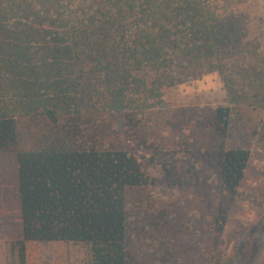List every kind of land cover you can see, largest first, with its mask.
<instances>
[{
    "label": "trees",
    "instance_id": "obj_1",
    "mask_svg": "<svg viewBox=\"0 0 264 264\" xmlns=\"http://www.w3.org/2000/svg\"><path fill=\"white\" fill-rule=\"evenodd\" d=\"M247 2L0 0V154L16 157L21 232L0 239V264L256 263L261 229L249 250L221 248L253 149L264 151V40L235 16ZM211 74L226 103L203 114L208 142L149 146L141 122L165 91ZM106 116L153 150L159 180L102 141ZM188 180L217 188L202 233L193 213L142 197Z\"/></svg>",
    "mask_w": 264,
    "mask_h": 264
},
{
    "label": "rangeland",
    "instance_id": "obj_2",
    "mask_svg": "<svg viewBox=\"0 0 264 264\" xmlns=\"http://www.w3.org/2000/svg\"><path fill=\"white\" fill-rule=\"evenodd\" d=\"M235 16L244 25L253 29L264 40V0H248L235 11ZM226 92L219 75L211 74L201 79L188 80L164 93L163 108L149 111L141 122L140 136L148 145L161 144L169 150L177 148L181 142H193V147H201L210 139L203 114L216 106L226 103ZM252 118H257L251 113ZM118 116L102 118L98 133L102 141L114 149L132 152L144 164L145 171L153 178H160V167L150 165L153 150L140 151L137 141L127 134V127ZM186 172V169H184ZM16 157L0 154V239L17 238L20 235L18 222ZM149 210L175 209L181 207L184 213L195 215L198 229L203 232V221L198 218L208 214L216 204L217 188L188 180L180 188H169L158 181L155 186L142 192ZM264 233V151L253 149L245 178L237 195V202L231 209L230 222L222 237L221 248L228 256L238 254L252 246L246 243L251 233ZM205 235V234H204ZM195 241L198 239L191 234ZM255 264H264V239L257 245Z\"/></svg>",
    "mask_w": 264,
    "mask_h": 264
}]
</instances>
